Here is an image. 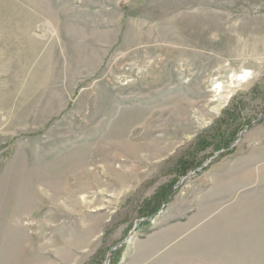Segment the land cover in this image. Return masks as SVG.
<instances>
[{"label": "rangeland", "instance_id": "rangeland-1", "mask_svg": "<svg viewBox=\"0 0 264 264\" xmlns=\"http://www.w3.org/2000/svg\"><path fill=\"white\" fill-rule=\"evenodd\" d=\"M0 264H264V0H0Z\"/></svg>", "mask_w": 264, "mask_h": 264}, {"label": "bare ground", "instance_id": "bare-ground-1", "mask_svg": "<svg viewBox=\"0 0 264 264\" xmlns=\"http://www.w3.org/2000/svg\"><path fill=\"white\" fill-rule=\"evenodd\" d=\"M239 78H243V79H244V78H247V77H246L245 75H242V76H241V77H239Z\"/></svg>", "mask_w": 264, "mask_h": 264}]
</instances>
